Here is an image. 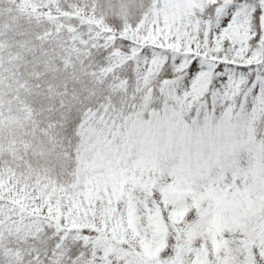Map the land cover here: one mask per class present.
<instances>
[{
    "label": "snow or ice",
    "instance_id": "obj_1",
    "mask_svg": "<svg viewBox=\"0 0 264 264\" xmlns=\"http://www.w3.org/2000/svg\"><path fill=\"white\" fill-rule=\"evenodd\" d=\"M0 264H264V0H0Z\"/></svg>",
    "mask_w": 264,
    "mask_h": 264
}]
</instances>
